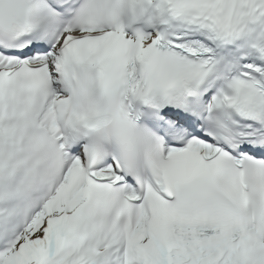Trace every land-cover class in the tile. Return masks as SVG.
<instances>
[{"label":"snow or ice","instance_id":"6c2138e0","mask_svg":"<svg viewBox=\"0 0 264 264\" xmlns=\"http://www.w3.org/2000/svg\"><path fill=\"white\" fill-rule=\"evenodd\" d=\"M0 264H264V0H0Z\"/></svg>","mask_w":264,"mask_h":264}]
</instances>
